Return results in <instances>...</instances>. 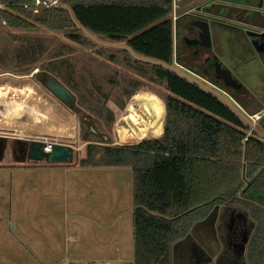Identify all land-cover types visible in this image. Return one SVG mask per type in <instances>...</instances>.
Masks as SVG:
<instances>
[{"label": "trees", "instance_id": "trees-1", "mask_svg": "<svg viewBox=\"0 0 264 264\" xmlns=\"http://www.w3.org/2000/svg\"><path fill=\"white\" fill-rule=\"evenodd\" d=\"M57 1L69 6L76 20L100 40L125 43L138 55L175 64L174 0ZM40 2L37 5V0H0V19L11 29L64 32L69 41L94 48L96 54L109 62H118L123 54L138 76L164 83L169 92L164 99L166 116L161 137L133 144L88 143L86 155L78 162L82 167L131 168L134 264H162L172 246L219 207L224 212L242 206L252 213L258 212L259 193L264 198V139L199 86L162 66L136 60L127 50L99 45L74 25L67 10L47 6L44 0ZM31 48L35 62L47 52L50 57L41 68L27 69L29 73L38 68L35 76L45 87L50 89L46 81L54 77L79 95L82 105L89 104L74 77V67L70 59H64L67 55L60 46L51 51L35 41ZM69 53L72 54L71 49ZM195 67L203 70L202 66ZM213 82L242 107L253 100L243 86L234 91L223 83ZM122 102H113L106 95L99 116L109 123L115 121L125 103ZM262 110L254 114L261 113L256 126L264 132ZM160 124L153 133L162 131ZM261 222L264 228V209ZM255 248L258 256L253 255L252 264H264V229ZM226 260L227 264L237 262Z\"/></svg>", "mask_w": 264, "mask_h": 264}, {"label": "rangeland", "instance_id": "rangeland-1", "mask_svg": "<svg viewBox=\"0 0 264 264\" xmlns=\"http://www.w3.org/2000/svg\"><path fill=\"white\" fill-rule=\"evenodd\" d=\"M175 2L179 6V1L175 0ZM176 13L174 16H176ZM174 22L176 24V20ZM35 41L43 43L46 49L51 51L59 46L61 47L67 55L64 59H70L69 61L74 67V77L79 82L80 88L84 90L89 104L82 105L81 99L78 98L79 95L74 91H71L73 100L69 102L62 101L37 80L35 74L38 68L33 69L30 73L27 71V69L36 66L41 68V64L43 62L46 63L50 57L47 52L42 55L39 62L33 60L31 54L34 49L31 46ZM70 49L72 54L69 53ZM173 66L201 83L207 84L197 76L180 68L176 63ZM1 72L5 73L0 75V82H6L5 89L7 90L3 92L5 97L2 96L0 102L4 101V106L10 109L11 115H7L4 118H2L3 115L0 117V138L9 135L11 132L16 137L23 134L19 136V139L36 140V137L40 136L46 142L63 143L74 150L73 160L65 164H47L38 166L39 168L11 166L9 170L6 167L5 170H2L6 174L13 173L27 179L20 187L21 193H23L20 200L24 202L27 199L28 216L31 218L32 229L35 232L43 233L41 230L44 227L43 222H55L53 229L45 231L48 234V241L44 237L30 233L31 225L23 227L27 228L28 235L31 238L40 239L36 246L39 250L46 247H56L57 245L60 248V244L68 243L70 240L71 249H74L80 246L79 241L72 240V238L77 236L74 232L78 230L77 225L79 224L80 228L86 227L84 238L86 248L93 247V257L96 258L91 261L78 259L77 261L63 262L61 260L54 264H104L105 261L115 264L107 256V253H97L96 247L99 237L95 226H92L96 223L95 217L93 214H86L84 217L82 211L87 212L94 208L95 197H97V192L95 191L101 192L103 196H113L116 193L122 198L124 197L125 206H129L132 193L130 188L132 170L130 167H82L78 165V162L86 155L88 143L102 145L133 144L145 139L161 137L164 132L166 116L164 99L169 94L164 83L151 82L149 79L138 76L137 71L128 66L123 54L119 56L118 62H109L101 55L96 54L94 48L72 43L66 38L64 32H54L44 28L34 31L11 29L6 26L5 21L0 19ZM63 72L64 74L67 73L66 66H64ZM92 76L93 80H91ZM16 80H22L21 84L18 83L16 85L20 86L21 90L18 87H16L17 90H13L11 84L13 83L12 81L15 82ZM131 80L133 81L132 83L130 82ZM93 81L96 83L95 85H93ZM25 83L29 84V89L27 87L25 90ZM207 85L222 93L245 116L254 121L250 116H254V112L259 106H253L252 108L249 106L242 107L231 95L221 92L219 90L221 89L220 87ZM106 95L113 102H125L120 115L111 123L107 119H102L98 114V110L102 102L105 101ZM145 101L153 105L157 111V123L153 124V131L159 130L160 123L162 131L150 133L141 138L138 136V132L146 127L147 122L150 124L151 118L154 117L152 109L149 113L145 109ZM252 104L256 103L253 102ZM87 106H90L91 109L87 108ZM115 106L118 108L117 103ZM35 107L45 116L38 115L34 111ZM0 110L6 111L3 107H0ZM38 110L36 111L38 112ZM31 113L36 117L35 121L29 120V118H33L30 117ZM134 113L136 121L131 120V114ZM260 114L258 113L257 115L260 116ZM156 125L157 127L154 130ZM12 129L15 131H12ZM129 132L134 137L123 141L122 136L128 135ZM5 139L9 143V146L5 143V151L10 150L13 152L15 148L14 142H10L7 138ZM27 186L34 191H31L30 194H25L28 193L24 189ZM13 190L15 199V187ZM85 194L89 197H85ZM258 196L256 201L260 206H263L264 198L261 197V193ZM104 205H107V203H103ZM240 208L224 212L219 207L213 211L207 220L196 224L192 233L186 237V239H189L188 245H186L187 241H184L177 246H173L170 255L175 256L176 263L195 264L191 255L196 247L191 248L190 246V243H194L195 240L202 242L204 249L213 256L211 264H227L225 262L227 258L236 260V264H252L253 255L257 253L255 251V243L257 244L259 241L264 228H262L259 212L252 213L248 209L246 219L241 215L243 208ZM41 209H43V212L38 217ZM57 212L59 214L56 215ZM122 215L125 216L120 219ZM122 215L120 216L119 214L118 221L124 220V223L129 225V221L126 219L129 217V210L125 209ZM16 221L20 227V220L16 219ZM256 221L260 225L255 226ZM14 237L16 236L12 233L7 234V240L14 239ZM244 238H249V243L245 248V256L242 254L245 244ZM255 256H258V253ZM32 264L50 263L39 262Z\"/></svg>", "mask_w": 264, "mask_h": 264}, {"label": "crops", "instance_id": "crops-1", "mask_svg": "<svg viewBox=\"0 0 264 264\" xmlns=\"http://www.w3.org/2000/svg\"><path fill=\"white\" fill-rule=\"evenodd\" d=\"M179 15L180 12L178 10L177 16ZM199 21L200 23H196V21L193 23L194 26H196L200 31L198 33V39L193 44L191 43L193 48L182 46L180 42L181 32L178 29L174 31V41L176 44L175 63L177 65H180L182 64V62L180 63V61H185L186 59H188V57H191L189 61L192 65L195 66L214 69L217 64H221L224 68H227L230 70V72L234 73L237 79L245 86L246 90L251 93L253 100L251 101L249 107L252 108L253 106H259L258 109L264 110V46L255 44L254 39L248 37L245 31L236 26L218 24L216 21L212 20ZM200 69L201 68L195 67L194 69L189 70L197 75L199 73L198 70ZM4 73L5 72H1L0 75H4ZM12 82L13 83L11 85L13 86V90H17L16 87L18 86L16 85H18V83L21 84L22 80H16L15 82ZM28 85L29 84L25 83V90ZM5 87L6 82L1 81L0 100L2 96L5 97V95L3 94V92L7 90L5 89ZM18 88L19 90H21L20 86ZM253 102H255L256 104H252ZM4 105V101L2 103L0 102V107H3L6 110H0V117L3 115L2 118L6 117L7 115H11L9 112L10 109L8 107L6 108ZM34 109V111L38 115L45 116L44 114H41L39 112L38 108L36 109L35 107ZM36 110H38V112ZM30 117L33 118H29V120L35 121L34 119H36V117L33 113H31ZM12 131L15 130L12 129ZM11 133H9V135L7 136H2V138H7L10 142H14L20 138V135H23L20 134L16 137L13 132ZM36 138L44 139L40 136H37ZM5 143L7 146H9V143L7 141ZM47 164L65 163L21 161L19 159L11 157L0 158V264H32L39 262L54 264L61 260H63V262L73 260L77 261L78 259H80L81 261H91L96 258L93 257V247H90L89 249L86 248L84 239L86 234V227L80 228L79 224L77 225L78 230L74 232L75 234H77V236L72 238V240L79 241L80 246L75 247L74 249H71L70 240L68 243L60 244V248L57 245L56 247H46L39 250L36 248V246L38 244V240L40 239L31 238L28 235L27 228L23 227L31 225L30 233L35 236L44 237L48 241V234L45 231L53 229L55 222H43L44 227L41 229L43 233L35 232L32 229L31 218L30 216H28L27 199H25L24 202L20 200L23 195V193H21L22 190H20V187H22V183H24L27 179H25V177L22 178L18 175H14L13 173L6 174L2 170H5V167L9 170L11 166L39 168L38 166ZM14 187L16 190L15 199V192L13 190ZM130 188L132 190V182ZM24 189L25 192H28L25 194H30L31 191H34L32 188H28V186ZM95 192H97V197H95L96 201L94 208L87 212L82 211V214L84 217L86 214H93V216L95 217L96 223L92 226H95L97 235L99 237V242L97 243L98 245L96 247L97 253H107V256L112 259L115 264H134V206L132 207V193L130 195L129 206L126 207L124 204V197L122 198L116 193L113 196H103L101 192ZM87 194H85V197H89ZM103 203H107V205L103 206ZM125 209L129 210L130 218H126L129 221V225L127 223H124V220L118 221L119 214L121 216L124 213ZM42 212L43 209H41L38 213V217L42 214ZM57 214H59V212H57L56 215ZM124 216L125 215H122L120 219L124 218ZM16 219L20 220V227ZM12 223L14 224L12 225ZM10 233L14 234L16 237H14V239L7 240V234ZM188 240L189 239L184 238L174 245L177 246L184 241H187L186 245H188ZM190 246L191 248L196 247V249L193 250L194 253L191 255V258H193L192 261H194L195 264L212 263L213 256L206 249H204L202 242L194 240V243H190ZM172 248L170 249L169 254L163 260L162 264H177L175 256L173 257V255H170L171 250H173ZM106 263L111 264L109 261H105L104 264Z\"/></svg>", "mask_w": 264, "mask_h": 264}, {"label": "water", "instance_id": "water-1", "mask_svg": "<svg viewBox=\"0 0 264 264\" xmlns=\"http://www.w3.org/2000/svg\"><path fill=\"white\" fill-rule=\"evenodd\" d=\"M47 3H50L56 7L63 8L68 11L69 16L74 23V25L81 29L86 35H88L92 40L102 46L113 47L118 49L127 50L136 60L147 62L154 65L162 66L183 79L189 81L192 84L199 86L204 91L212 94L219 101H221L226 107H228L248 128L251 129L252 132L256 133L261 139H264V132H262L257 126L255 121L249 119L245 114H243L233 103H231L222 93L216 91L215 89L209 87L207 84L201 83L197 79L192 76L184 73L179 68L174 67L173 65L167 64L161 60L138 55L130 46L126 44L112 43L107 41H102L93 34H91L86 28H84L74 17V14L71 8L65 4H60L58 1L53 0H44ZM217 7L219 6L220 14L226 15V12H230V10H234V12L240 9L242 6L249 4L253 8H257V11L252 12L255 16H257V28L261 31V33L248 32L250 35L264 37V0H216ZM200 9V8H199ZM219 14V13H217ZM215 75L218 80L222 79L226 86H231L234 88L240 89L242 86L245 87L237 78H233L231 76L230 70L224 68L221 64H217L215 66ZM47 86L51 89V91L57 95L62 101H71L73 100L71 95V90L57 80L54 77H49L46 81ZM221 92H226L224 89H220ZM105 138H107L105 136ZM21 141V140H19ZM46 143L43 140H33L31 145V151L29 157L36 161H42L47 163H67L72 161L74 158V150L66 144L52 142L51 148L46 150Z\"/></svg>", "mask_w": 264, "mask_h": 264}, {"label": "flooded vegetation", "instance_id": "flooded-vegetation-1", "mask_svg": "<svg viewBox=\"0 0 264 264\" xmlns=\"http://www.w3.org/2000/svg\"><path fill=\"white\" fill-rule=\"evenodd\" d=\"M179 1V7L178 10L180 12V15L178 16L176 20V29H178L181 34L180 36V42L182 46L185 47H192V44L198 39L199 35L198 33L200 32L199 29L194 26V22L200 23L199 20H212L216 21L218 24H227V25H232L236 26L243 31L246 32L247 36L254 39L255 44H260L264 46V37L260 36H254L248 34V32H255V33H261V31L257 28V16H255L252 12L257 11V8H253L251 5L246 4L242 6L240 9L236 10H230V12H226V15L220 14L222 12L219 8L217 7V1L216 0H178ZM200 8V9H199ZM219 13V14H217ZM192 43V44H191ZM189 56H194V55H189ZM191 58V57H190ZM186 59L185 61H180L182 64H178L180 68L185 69L186 71L190 72L191 74H194L192 71L189 69H194L195 66L192 65L189 61L190 59ZM194 66V67H193ZM206 69L203 70H198V74H194L207 84L211 86H217L213 81L216 80L218 83H225L222 79L218 80L216 75H215V69H208L207 67H203ZM197 73V72H196ZM231 76L233 78H237L234 73L230 72ZM231 87V86H228ZM234 91V87H231ZM220 90V89H219ZM238 91V90H237ZM227 92V91H226ZM224 92L225 94L231 95L229 92ZM21 140V141H19ZM41 140V139H39ZM5 142L6 139L0 138V158L3 157H11V158H16L21 161H31V162H42V161H36L33 160L29 157L30 151H31V145L33 140L30 139H18L14 141L15 148L13 149V152L10 150L5 151ZM141 142V141H140ZM258 206V212L259 216L261 219V213L262 210L264 209L263 206L257 205ZM242 216L247 219V212L248 209L245 206H242ZM260 225L258 221L255 222V226ZM263 235V232H262ZM261 235V237H262ZM260 237V239H261ZM259 239V241H260ZM245 244L244 248L242 251L243 256H245V248L247 247L249 243V238L245 239ZM258 253V251H257Z\"/></svg>", "mask_w": 264, "mask_h": 264}, {"label": "bare ground", "instance_id": "bare-ground-1", "mask_svg": "<svg viewBox=\"0 0 264 264\" xmlns=\"http://www.w3.org/2000/svg\"><path fill=\"white\" fill-rule=\"evenodd\" d=\"M146 103H145V109H147V111H148V113L151 111V109L153 110V112H154V117L153 118H151V120H150V124H148V122L146 123V127H144V128H142L141 129V131H139L138 133V136L139 137H145V136H147L148 134H152L153 132V124L154 123H157V111H156V109H155V107H153V105H151L150 103H147V101H145ZM158 114H160V113H158ZM130 119V118H129ZM131 120H133V121H136V115H135V113L134 114H131ZM131 120H130V122H131ZM137 120H138V118H137ZM134 127V126H133ZM127 130V129H126ZM131 137H134V135H132L130 132H129V134L128 135H125V136H122V139H123V141H127L129 138H131Z\"/></svg>", "mask_w": 264, "mask_h": 264}, {"label": "built area", "instance_id": "built-area-1", "mask_svg": "<svg viewBox=\"0 0 264 264\" xmlns=\"http://www.w3.org/2000/svg\"><path fill=\"white\" fill-rule=\"evenodd\" d=\"M56 2V1H55ZM41 2H40V0H37V5H39ZM44 4H46L47 6H51L52 4H50V3H47V2H45L44 1ZM178 5L176 4V2H175V0H174V7H173V22H174V20H177V18H178V16H177V11H178ZM37 11V10H36ZM176 13V16H174V14ZM174 24H175V22H174ZM254 121H257L258 119H259V115H257V114H254V116H250ZM255 117V118H254ZM41 140H43L45 143H46V150H49L50 148H51V143L52 142H46L44 139H41ZM106 264H109V263H106Z\"/></svg>", "mask_w": 264, "mask_h": 264}]
</instances>
